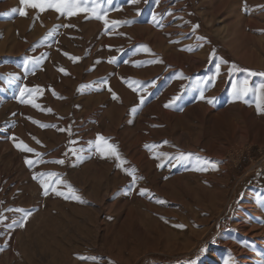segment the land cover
I'll use <instances>...</instances> for the list:
<instances>
[{
	"label": "rangeland",
	"instance_id": "rangeland-1",
	"mask_svg": "<svg viewBox=\"0 0 264 264\" xmlns=\"http://www.w3.org/2000/svg\"><path fill=\"white\" fill-rule=\"evenodd\" d=\"M95 3L107 27L0 0V264H264V101L233 96L264 84V0Z\"/></svg>",
	"mask_w": 264,
	"mask_h": 264
},
{
	"label": "snow or ice",
	"instance_id": "snow-or-ice-1",
	"mask_svg": "<svg viewBox=\"0 0 264 264\" xmlns=\"http://www.w3.org/2000/svg\"><path fill=\"white\" fill-rule=\"evenodd\" d=\"M134 2V0H133ZM20 4L22 5L21 8L19 9H13V12L18 11L19 15L21 16H26L27 15V9L31 8V9H38L40 12H44L47 10H54L56 11L59 15L61 16H66V17H71L73 15H77L80 12H85V13H91L90 16L86 17V18H96V19H100L103 20L105 26L107 27L109 24V21L106 19L107 13H101L100 11H98V7L99 5H97L95 3V0H20ZM88 4H92V7H88ZM113 25H117L121 22L119 21H112L111 22ZM126 23V21L124 22ZM65 27H74V25H65ZM198 27V25L194 26ZM65 55H68L67 53H65ZM70 59H72L73 61H77L80 58L79 57H74V56H70ZM109 63H113L115 62V58H111L109 61ZM232 70H236L235 68L230 69V71ZM59 71L63 72L65 75H67V71L63 68L59 69ZM217 72H219V65H217ZM251 75H255L257 73H250ZM259 75H264V73H259ZM103 83H107L106 81H103ZM109 91H111V88L109 87L108 89ZM40 91V89L37 88H33V89H27V88H22L20 90L21 92V96L24 95L25 92H37ZM255 91V93L257 94L258 100L259 101H264V84H260L258 85L255 89L252 88L250 82L245 79L241 82H239L238 85H233V96L235 99H243L245 96L248 95L249 92ZM54 95H57L54 91H53ZM58 98H62L59 97ZM113 98H117L116 94L113 93ZM201 99H204L203 94L201 95ZM21 102H24L23 100ZM209 103H212L211 100L208 101ZM144 103V99L141 98L140 100V104L142 105ZM34 107H39L36 104H33ZM169 104H166L165 107H169ZM257 110L258 111H264V107H262L261 103H257ZM47 111L51 112V109H48ZM31 119V118H29ZM33 123H37L39 124L38 121H33ZM41 127H49V125H43L40 124ZM61 131H64V129H60ZM35 139V138H34ZM100 142H103V144H101ZM37 143H40L39 141H37ZM74 143V142H73ZM96 145H97V150L101 152V155H111V156H115V158L118 161H121V163H124L125 161H123L121 159V156L119 154V152L117 151V147L115 145L109 144L107 143V139L101 135L98 134L97 136V141H96ZM16 147L32 153L34 152V149H32L31 147H29L28 145L24 144L22 141L16 144ZM37 155H40L39 153H37ZM193 154L192 153H181L178 157H176V161L180 162L181 160L187 158V157H191ZM26 164H28L29 166H32L34 161L30 160V159H26L25 161ZM55 163H60L63 164L64 161L63 160H59V161H55ZM207 164L211 165L212 170H217V164L218 162H212V161H206ZM119 166V165H118ZM162 165H158V167H160ZM196 170H207L206 168H198ZM126 172L129 176H131L132 178V184L135 185L138 179H143V177H138L136 176V169L132 168V169H126ZM57 176V174L55 173H37L33 176L34 179H37L40 182L41 188L43 189V195L47 196L50 194V191L55 193V195L57 196H65V193L63 191H58L56 188L51 187L50 184L48 182H46L45 179H42V177H54ZM68 191L70 193H72L71 198L74 200H81V197L79 195L76 194V190L71 186V185H67ZM149 190L145 189V188H140L139 189V194L141 196L145 195ZM68 198V197H65ZM162 202V201H159ZM16 211L18 212H22L23 215V219L20 222V227L24 226V221L27 220L28 216L31 215L30 212H26L23 209H16ZM15 223V221H14ZM178 227H183V225H178ZM0 251H3L2 248H0ZM79 259H89V260H93V261H97L98 258L96 257H78ZM225 264H230V261H226Z\"/></svg>",
	"mask_w": 264,
	"mask_h": 264
},
{
	"label": "bare ground",
	"instance_id": "bare-ground-1",
	"mask_svg": "<svg viewBox=\"0 0 264 264\" xmlns=\"http://www.w3.org/2000/svg\"><path fill=\"white\" fill-rule=\"evenodd\" d=\"M226 213H227V212H226ZM226 213H225V215H226ZM227 218H228V217H227ZM227 218H226V219H227ZM138 228H139V227H138Z\"/></svg>",
	"mask_w": 264,
	"mask_h": 264
}]
</instances>
